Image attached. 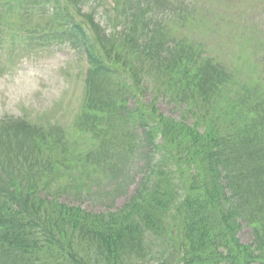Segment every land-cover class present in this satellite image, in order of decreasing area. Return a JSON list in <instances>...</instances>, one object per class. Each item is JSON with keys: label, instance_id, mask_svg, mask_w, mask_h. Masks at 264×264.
I'll return each mask as SVG.
<instances>
[{"label": "trees", "instance_id": "trees-1", "mask_svg": "<svg viewBox=\"0 0 264 264\" xmlns=\"http://www.w3.org/2000/svg\"><path fill=\"white\" fill-rule=\"evenodd\" d=\"M51 1L0 0V33L14 35L39 10L52 15ZM153 1L119 0L125 27L111 35L75 29L95 69L85 107L88 128L101 135L95 150L79 160L66 131L23 120L0 130V264H264V79L245 53L251 38L236 43L245 60L232 71L181 33L186 24L208 29L204 20L185 14L175 23L167 2ZM149 91L180 118L159 113ZM129 127L144 129L133 144L154 161L140 190L117 211L62 202L91 191L114 162L102 164L112 155L106 146ZM4 152L24 154L26 176L9 174L14 158ZM244 225L253 244L238 236Z\"/></svg>", "mask_w": 264, "mask_h": 264}, {"label": "rangeland", "instance_id": "rangeland-1", "mask_svg": "<svg viewBox=\"0 0 264 264\" xmlns=\"http://www.w3.org/2000/svg\"><path fill=\"white\" fill-rule=\"evenodd\" d=\"M92 6L87 11L93 14L97 21L104 22L106 28L112 29L111 15L106 14L101 0H92ZM202 5V2L200 3ZM232 11L244 6L242 18L247 27L242 28L239 17L231 19L221 10L204 8L202 18L211 25H216V31H224L228 36L242 35L244 30H254L262 42L259 53L264 50V0H226ZM194 10V6H189ZM242 9L240 8V11ZM36 22H48L47 19L37 18ZM249 22H252L249 25ZM255 24V25H254ZM185 33L193 39L209 44L208 48L221 51L223 58L228 60L230 47H221V38L209 33L204 35L216 37L211 43L204 40L190 26L184 28ZM5 51L0 57V118L6 116L34 117L38 123H47L58 118L69 124L73 114L80 104V96L84 87L86 65L79 61L80 49L67 40L61 43L48 39L43 46L32 44L26 35L18 39L12 48L10 42L3 43ZM161 110L166 112L168 107L159 103ZM170 107V106H169ZM80 146H88V141L81 140ZM132 185L125 196L116 197L110 201L113 206H120L131 193ZM91 203H86L87 206ZM103 204L101 203V209ZM244 241L250 240L248 229L241 233ZM250 242V241H249Z\"/></svg>", "mask_w": 264, "mask_h": 264}]
</instances>
